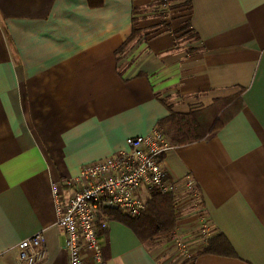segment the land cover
<instances>
[{
	"label": "crops",
	"instance_id": "1",
	"mask_svg": "<svg viewBox=\"0 0 264 264\" xmlns=\"http://www.w3.org/2000/svg\"><path fill=\"white\" fill-rule=\"evenodd\" d=\"M172 113L224 125L162 159L173 234L106 214L102 264H264V0H0V264L39 232L40 264H68L51 183Z\"/></svg>",
	"mask_w": 264,
	"mask_h": 264
},
{
	"label": "built area",
	"instance_id": "2",
	"mask_svg": "<svg viewBox=\"0 0 264 264\" xmlns=\"http://www.w3.org/2000/svg\"><path fill=\"white\" fill-rule=\"evenodd\" d=\"M126 146L109 158L84 165L77 178L51 183L56 223L66 235L68 264H84L86 254L103 263L96 225L101 220V229L108 227L107 213L139 217L153 193L178 192L162 160L173 146L160 131L129 138ZM192 187L187 183L188 189ZM18 250V264H40L47 256L44 233L23 240Z\"/></svg>",
	"mask_w": 264,
	"mask_h": 264
},
{
	"label": "trees",
	"instance_id": "3",
	"mask_svg": "<svg viewBox=\"0 0 264 264\" xmlns=\"http://www.w3.org/2000/svg\"><path fill=\"white\" fill-rule=\"evenodd\" d=\"M188 4V3H187ZM182 7L181 5L176 8ZM189 9H191L189 7ZM189 28V27H188ZM192 32V31H190ZM139 31L134 28L133 34L126 45L120 50L119 54L125 53L129 42L138 36ZM224 122L218 119L212 125H204L196 114H175L172 113L168 118L163 120L157 127L171 146L189 145L204 138L213 136ZM146 209L139 217H129L133 222L138 234L144 243H161L170 237L175 229L179 214L175 210V196H161L153 193L146 201ZM122 215L119 212H109L108 217ZM123 216V215H122ZM207 251L211 249H206Z\"/></svg>",
	"mask_w": 264,
	"mask_h": 264
},
{
	"label": "rangeland",
	"instance_id": "4",
	"mask_svg": "<svg viewBox=\"0 0 264 264\" xmlns=\"http://www.w3.org/2000/svg\"><path fill=\"white\" fill-rule=\"evenodd\" d=\"M163 242V241H162ZM161 242V243H162ZM161 243H157V244H155V243H151V242H148V244L150 245V246H152V247H157V246H159Z\"/></svg>",
	"mask_w": 264,
	"mask_h": 264
}]
</instances>
